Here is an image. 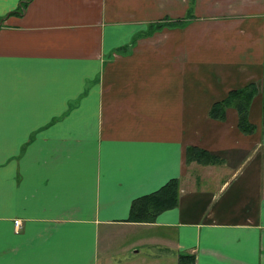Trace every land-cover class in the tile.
I'll return each mask as SVG.
<instances>
[{
  "label": "crops",
  "instance_id": "0c3cea01",
  "mask_svg": "<svg viewBox=\"0 0 264 264\" xmlns=\"http://www.w3.org/2000/svg\"><path fill=\"white\" fill-rule=\"evenodd\" d=\"M263 73L264 0H0V264H264Z\"/></svg>",
  "mask_w": 264,
  "mask_h": 264
},
{
  "label": "trees",
  "instance_id": "16d2710c",
  "mask_svg": "<svg viewBox=\"0 0 264 264\" xmlns=\"http://www.w3.org/2000/svg\"><path fill=\"white\" fill-rule=\"evenodd\" d=\"M257 85L250 81L244 86L231 89L221 100L214 101L209 108L212 117H223L224 107L232 105L237 111V126L242 132H250L253 127L246 119V107ZM262 104L264 106V73L261 78ZM185 160H196L201 163L215 162L217 159L206 150L188 145L185 147ZM176 179L171 178L156 190L132 199L129 207L128 220H152L155 212L176 203ZM182 260L181 264H191V256Z\"/></svg>",
  "mask_w": 264,
  "mask_h": 264
},
{
  "label": "built area",
  "instance_id": "2783aa9c",
  "mask_svg": "<svg viewBox=\"0 0 264 264\" xmlns=\"http://www.w3.org/2000/svg\"><path fill=\"white\" fill-rule=\"evenodd\" d=\"M13 225L14 226H17L18 225V219L17 218L13 219Z\"/></svg>",
  "mask_w": 264,
  "mask_h": 264
},
{
  "label": "rangeland",
  "instance_id": "374dc122",
  "mask_svg": "<svg viewBox=\"0 0 264 264\" xmlns=\"http://www.w3.org/2000/svg\"><path fill=\"white\" fill-rule=\"evenodd\" d=\"M141 249V248H140Z\"/></svg>",
  "mask_w": 264,
  "mask_h": 264
}]
</instances>
